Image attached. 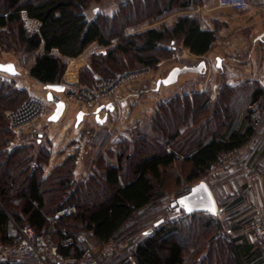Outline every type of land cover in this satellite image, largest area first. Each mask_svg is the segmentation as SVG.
Returning <instances> with one entry per match:
<instances>
[{
    "label": "trees",
    "instance_id": "trees-1",
    "mask_svg": "<svg viewBox=\"0 0 264 264\" xmlns=\"http://www.w3.org/2000/svg\"><path fill=\"white\" fill-rule=\"evenodd\" d=\"M91 1L0 0V42L6 46L13 40L30 54L37 53L42 47V52L34 56L27 74L44 85L59 83L67 60L80 57L91 45L107 48L91 53L88 67L80 70L79 84L87 88L93 85L92 72L107 73L110 77L118 74L117 68L112 70L113 65L122 63L126 55H131L136 65L153 68L162 59L161 54L172 53L177 39L197 57L210 52L215 43L214 31L201 30L198 18L184 13L204 5L207 0H135L141 2L144 9L158 5V18L173 11L178 15L168 26L149 27L131 34L126 33V26L132 25L136 8L141 11L139 4L131 3L133 11L120 9L110 19L98 16L88 19L83 11ZM23 13L40 23L38 33L29 35L25 31L21 19ZM164 43L167 44L163 47ZM26 92L0 77V241L5 240L10 220L16 227L28 224L40 231L57 210L73 203L76 213L58 220L53 232L55 243L64 237L73 239L70 247L61 250L70 257H78L84 250L78 237L80 232H91L100 244L109 239L117 240L124 233V237L136 234L142 223L132 220L147 217L164 197V171L171 169L176 162L182 160L185 165L176 177L177 184L185 183L178 198L205 177L222 155L245 145L255 131L256 115L249 108L241 118H229L228 122L219 123L222 131L210 126V133L206 134L210 121L204 118L187 131L192 118L191 113L187 115L185 112L187 106L191 110L195 106L199 114L209 101L208 97L196 93L194 96L203 98L202 101L185 96L183 107L170 103L172 113L168 111L159 118L163 120L170 114L172 126L169 132L162 129L159 119L155 118L153 133L163 136L166 145L157 142V145L144 146L140 144L143 138L134 137V140L119 144L116 151L108 152L113 160L98 155L84 182L73 179L76 154L68 156L44 178L42 168L48 157L44 150L35 152L33 146H17L9 154L5 151L12 139L5 113L16 109L24 101ZM262 94L263 91L255 90L251 97L255 100ZM221 100L217 103L224 101ZM179 137L180 141L173 143L171 148V143ZM130 146L134 149L131 153L128 152ZM29 153L35 160L31 169L25 167V156ZM125 161H129L128 170L124 167ZM174 202L169 204V208L175 211L172 220L159 223L150 233H145L148 228L143 229L142 238L131 244L129 253L118 257L117 264L262 263L264 252L250 241L243 229L242 234L235 235L233 232L239 227L231 221L222 222L216 215L206 212L185 215L176 210ZM199 215L204 216L202 223ZM155 222L157 219L153 224ZM182 230L189 234L187 241L176 237L181 236ZM13 239L2 245L10 244ZM0 264L35 262L27 258H8L0 260Z\"/></svg>",
    "mask_w": 264,
    "mask_h": 264
},
{
    "label": "rangeland",
    "instance_id": "rangeland-1",
    "mask_svg": "<svg viewBox=\"0 0 264 264\" xmlns=\"http://www.w3.org/2000/svg\"><path fill=\"white\" fill-rule=\"evenodd\" d=\"M131 3H134V5H136V3L139 4L142 9L140 11L139 8H136L134 14L135 18L134 16V19L131 18V20H133V23L131 22L132 25L127 24L128 26H126L125 31L129 34L140 32L149 27L160 28L161 26H168L171 21H173L174 18L178 15V12L173 11L172 13L164 14V16L158 18L156 15L159 10L158 5L155 8L151 7L150 9H144L143 7L145 6L142 5V3L139 1L135 2V0H93L89 2L83 12L88 19H94L96 18V16L100 18L106 17L110 19L114 17L120 9H122L121 11L124 12L133 11L132 7L130 6ZM143 10H146L147 13H143ZM217 10L218 12L220 11L221 13H225V11L222 10L230 9L218 8ZM11 41V44H7L6 46H3L0 42V63L11 62L12 64H14L18 72L22 73L23 75V77H20L19 82L21 86L25 81H27V69L32 63L34 56L38 54V51L34 54L27 53L21 47H19L16 42H14L13 40ZM166 44L167 43H164L162 46L164 47ZM231 44L232 43L230 42L217 43L216 45L214 43L210 52L214 54L217 51L219 53H223L225 56H230L231 51L227 50V48ZM173 47L174 50L172 51V53L161 54L162 59L153 68L136 65L134 62H132V56L126 55L122 63L113 65L114 67L112 68V70H115L117 68L116 71L119 72L114 77H110L107 73L100 74L92 72L101 79L115 78L116 76L121 74H126V76H124L121 83L118 85L111 98L109 99L113 104V110L109 113L99 114V119H105L104 122L101 125H98L95 123L94 119H92L93 121L90 119L85 120L79 132H76V140L74 144L77 145L78 151L84 158V161L88 162L89 165L92 164L91 170L93 169L94 161L96 160L98 155H106V159L113 160V156H110L108 152L116 151L119 144L121 145L124 141L134 140V137H137L138 139L143 138V141L140 142V144L144 146H152L153 144L157 145V142L160 145H163L165 142L164 137L160 134H154L152 130L155 118H161L162 115H166L168 111L172 113V107L170 106V103L174 105L177 104L179 107H183V98L185 96L189 97V99L193 98L194 100L199 99L201 101L203 100V98H209L205 110L200 112L199 114L196 113L195 106L192 108V110L187 106L185 112L187 113V115H190V113L192 114L191 124L186 128L187 131H190L191 127L195 126L196 121L203 118L208 119V122L210 121L209 125L206 124V134L210 133L208 132L210 126H216V130L219 129L220 131H222L223 128H219V123L224 124L229 121V118H241V114H243L247 110L248 93L250 92V90L248 89L247 81L243 80L244 78L239 80L243 81V83L239 86H231L229 83L235 75H232L229 71L225 70V68L222 72L221 69H217L215 67L214 56L210 54V52L201 57L194 56L188 51V49L182 46L179 39L175 41ZM100 50L105 51L107 50V48L105 49L97 47L96 45H91L80 57L76 59L86 58V65L88 66V61L91 53H98ZM68 61L69 60H67V64ZM199 61H205L206 68L202 73L180 74L177 77L175 83L167 86H160L157 90H155L156 81L158 79L164 78L172 68L183 66L194 67ZM84 67L85 65L81 66L78 69V74ZM242 76L243 75H240V77ZM70 86L84 87L80 84ZM29 93L26 92V97L23 100H26L27 98L33 96H41L31 91ZM196 93L203 95V98L200 99L195 97L194 95ZM220 98H222V100L224 101L221 100L222 103L218 104L217 102ZM228 98L230 99V102ZM226 99H228L227 102H225ZM78 106L80 108H83L74 100H69V104L65 106L66 109L63 114H66L65 121L68 120L67 123L70 124L72 122L73 113L78 111ZM48 108L49 107H47V110H49ZM83 109L88 110L86 107ZM214 109L217 110V113L214 112ZM93 111L83 112L85 114H91ZM258 112H260L259 108H256L255 111L253 110V115H256V118L254 120L255 125L257 123V119L260 116V113ZM45 120L47 121L46 118L40 119L24 126V128H28L29 132L31 133H37V131H40L43 125L46 123ZM65 121L64 124H67ZM158 121L160 122L159 124L161 125L162 129H167L168 132L170 131L172 126L170 114L167 115L165 119H159ZM64 124L62 126H64ZM70 130L72 129L69 128L68 131ZM22 132L23 131H21V133ZM52 132L53 129H51V133ZM21 133L19 137H21ZM146 133H148L150 136L145 135ZM180 139L181 137H179L177 141L172 142L171 148L174 147V145L178 141H180ZM252 142L253 141L247 143V146L243 149L241 155L233 158V160L230 158L222 159V161L216 166V168L215 166L212 167V169L205 175V177L199 180L206 183L213 197H215L217 194L220 195V181L216 179L217 175L227 167H242L245 150L252 144ZM173 143L174 145L172 146ZM133 151L134 149L130 146L128 152L131 153ZM229 160H232L231 163ZM182 162V160H179L171 169H167L166 171H164V197L153 206V211L151 212V214H149L147 217L145 216L144 218L137 219L136 217V219L132 220L133 222L137 220L139 224L142 223L140 229L136 232V234L124 237V233L123 237L121 236L117 240H115L127 242V247L120 252L115 253V255L104 257L100 264H117L118 262H116V260L118 261V257H120L121 254L123 255L129 253L131 244L142 238L143 234L141 233V231L143 229H153V222L156 219L157 221H161L164 223L168 220H172L175 215V211L169 208V204L177 199V195L182 192L181 190L185 187V183L183 184V182H181L180 184L176 183V177L185 167L184 163ZM124 167L127 170L129 169V161H125ZM235 173L238 174V172ZM181 177V179H184V175H181ZM199 218L200 223L205 220L204 216L202 215H199ZM132 221H130V223H132ZM185 231L186 230H182L181 236L180 234H178L176 235V237L178 239H186L187 241L189 238V234ZM101 245L102 244H100V246Z\"/></svg>",
    "mask_w": 264,
    "mask_h": 264
},
{
    "label": "crops",
    "instance_id": "crops-1",
    "mask_svg": "<svg viewBox=\"0 0 264 264\" xmlns=\"http://www.w3.org/2000/svg\"><path fill=\"white\" fill-rule=\"evenodd\" d=\"M246 1L249 7L245 11L222 10L225 13H221L217 10L216 0H207L204 5L184 12L198 18L201 30L214 31L215 45L225 42L232 43L227 48V50L231 51L230 56H225L223 53L217 51L214 54L210 52L214 56L215 67L221 69V72L225 68L232 75H235L229 83L231 86H239L243 83V81L239 80L244 78L243 80L247 81L248 89L250 90L247 108L252 111H255L256 108L260 110L258 112L260 116L257 119V123L256 125L254 124L255 131L249 139L250 141L253 138V142L245 150L242 167H227L218 174L216 179L220 181V195L212 196L217 210L216 217L222 222L231 221L232 224L239 227L240 231L238 229L237 232H233L235 235L243 233L244 224L249 222L256 212L261 213L264 217V175L258 179L249 181L244 174L246 171L264 172V0ZM41 52L42 47L38 50V54ZM217 60L219 61L217 62ZM83 65L88 67L86 65V58L69 60L60 82L53 85L41 84L28 76L27 81L20 86V77H23V75L18 72L16 67L15 69L19 73L17 76H10L0 72V77L13 83L15 88H21L28 93L31 91L41 95L33 96L35 98L47 101L46 95L47 93H51L53 97L64 102L63 91L65 87L79 84L78 69ZM240 75L245 76L240 77ZM255 90H261L263 94L253 100L251 94ZM48 103L49 110H47L46 119L54 109V105L50 102ZM109 103L112 104L111 100L105 101L101 105ZM68 104H65V106ZM95 109L86 110L78 106V111L82 110V112H90ZM77 112L73 113L70 124L67 123L68 120L65 121L66 114H62L56 122H47L45 120L46 123L37 133H31L28 128H24L19 139H14L12 135V139L5 148L6 154L11 153L17 146H33L35 152L38 149L44 150L48 154L47 162L42 168V177L44 178L55 167L61 165L68 156L76 154L73 179L76 182H84L91 173L92 164L89 165L88 162L84 161L74 142L76 140V132H79L84 121L88 119L92 120L94 117L92 113L85 114L82 121L75 126L74 118ZM100 113L109 112L102 110ZM64 121L67 124H64ZM63 124L64 126H62ZM69 128L72 130L68 131ZM51 129H53L52 133ZM235 172H238V174ZM208 190L212 195L209 188ZM16 235V225L10 220L4 242H7L10 238H15ZM78 237L84 249L88 248L93 252H97L100 243L91 232H80ZM4 242L0 241V245ZM261 264H264V254Z\"/></svg>",
    "mask_w": 264,
    "mask_h": 264
},
{
    "label": "built area",
    "instance_id": "built-area-1",
    "mask_svg": "<svg viewBox=\"0 0 264 264\" xmlns=\"http://www.w3.org/2000/svg\"><path fill=\"white\" fill-rule=\"evenodd\" d=\"M216 6L219 9L236 11H245L249 7L246 0H216ZM21 19L23 28L29 35L38 33L40 23L37 20L28 18L24 13ZM124 76H126V74L118 75L115 78L101 79L97 77L96 74L92 73L94 81L92 87H65L63 91L64 104L69 103V100H74L83 108L86 107L88 110L95 109L103 102L109 101ZM54 100L60 99L54 97ZM48 104L49 103L45 100L29 97L16 109L7 111L5 113V119L13 138L19 139L24 126L46 118ZM250 141H253V138H251ZM247 143L237 150L222 155L219 163L224 158L233 160V158L241 155ZM25 160L26 168L31 169L35 166V160L30 153L25 156ZM232 160H229L230 163ZM244 174L249 181H253L262 177L264 172L246 171ZM75 213V205L73 203H67L49 218L47 226L40 231H35L28 224L16 227L17 235L12 242L10 244L0 245V260L8 258H27L32 259L35 264H100L104 257H110L127 247V242L109 239L100 246L97 252H93L86 248L78 257L64 255L61 250L70 247L73 244V239L71 237H64L59 243H55L53 241L54 226L58 220L70 217ZM244 232L250 241L264 252V217L261 213L256 212L254 214L252 220L244 226Z\"/></svg>",
    "mask_w": 264,
    "mask_h": 264
},
{
    "label": "water",
    "instance_id": "water-1",
    "mask_svg": "<svg viewBox=\"0 0 264 264\" xmlns=\"http://www.w3.org/2000/svg\"><path fill=\"white\" fill-rule=\"evenodd\" d=\"M219 60H217L218 62ZM0 66H12L14 69L15 74H9L8 72H1L5 73L10 76H17L19 73L16 71L14 64L7 62V63H0ZM206 68L205 61H199L198 64L194 67L191 66H183V67H174L172 68L168 74L162 78L158 79L155 83L156 90L160 86H167L176 82L177 77L180 74L184 73H202ZM46 100L54 105L53 112L47 118L48 122H56L63 114L65 109V104L62 100H54V97L51 93H47ZM105 110L106 112H111L113 110V105L111 103L107 105H101L97 107L93 112L92 115L94 117V121L97 124H102L105 119H99L100 111ZM85 113L82 111H78L75 116V126H77L84 117ZM180 201L186 202V207L180 204ZM176 210L183 212L185 215H190L193 213H200L206 212L211 215L216 214V205L212 195L210 194L208 187L205 185L204 182L199 181L197 184L193 185L189 191L178 197L175 200ZM161 221H157L154 223V226H157ZM151 229H148L145 233H150Z\"/></svg>",
    "mask_w": 264,
    "mask_h": 264
},
{
    "label": "snow or ice",
    "instance_id": "snow-or-ice-1",
    "mask_svg": "<svg viewBox=\"0 0 264 264\" xmlns=\"http://www.w3.org/2000/svg\"><path fill=\"white\" fill-rule=\"evenodd\" d=\"M0 72H8L9 74H13V75L15 74L12 66H0ZM180 204L186 207L185 201H180Z\"/></svg>",
    "mask_w": 264,
    "mask_h": 264
},
{
    "label": "bare ground",
    "instance_id": "bare-ground-1",
    "mask_svg": "<svg viewBox=\"0 0 264 264\" xmlns=\"http://www.w3.org/2000/svg\"><path fill=\"white\" fill-rule=\"evenodd\" d=\"M65 110V109H64Z\"/></svg>",
    "mask_w": 264,
    "mask_h": 264
}]
</instances>
